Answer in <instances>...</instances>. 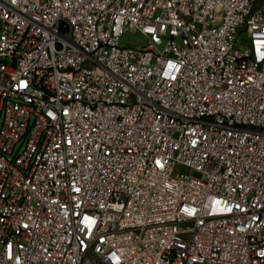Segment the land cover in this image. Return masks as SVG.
I'll return each mask as SVG.
<instances>
[{
	"label": "built area",
	"instance_id": "1",
	"mask_svg": "<svg viewBox=\"0 0 264 264\" xmlns=\"http://www.w3.org/2000/svg\"><path fill=\"white\" fill-rule=\"evenodd\" d=\"M0 264H264V0H0Z\"/></svg>",
	"mask_w": 264,
	"mask_h": 264
},
{
	"label": "rangeland",
	"instance_id": "2",
	"mask_svg": "<svg viewBox=\"0 0 264 264\" xmlns=\"http://www.w3.org/2000/svg\"><path fill=\"white\" fill-rule=\"evenodd\" d=\"M121 42L123 45H143L145 37L140 32L128 30L122 35Z\"/></svg>",
	"mask_w": 264,
	"mask_h": 264
}]
</instances>
